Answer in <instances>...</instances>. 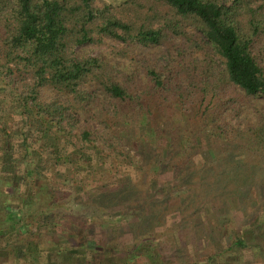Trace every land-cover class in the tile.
I'll return each mask as SVG.
<instances>
[{
    "label": "trees",
    "instance_id": "16d2710c",
    "mask_svg": "<svg viewBox=\"0 0 264 264\" xmlns=\"http://www.w3.org/2000/svg\"><path fill=\"white\" fill-rule=\"evenodd\" d=\"M107 40L125 68L78 51ZM255 98L264 0H0V264L264 263V208L223 247L187 258L166 253L165 232L139 215L196 181L182 175L183 148L174 183L157 188L136 132L164 133L158 115L197 110L219 139L264 160ZM205 186L214 200L217 180ZM91 199L109 212L73 210Z\"/></svg>",
    "mask_w": 264,
    "mask_h": 264
},
{
    "label": "rangeland",
    "instance_id": "374dc122",
    "mask_svg": "<svg viewBox=\"0 0 264 264\" xmlns=\"http://www.w3.org/2000/svg\"><path fill=\"white\" fill-rule=\"evenodd\" d=\"M120 45L107 40L102 45H87L78 51L102 57L125 68L127 62L111 56V51ZM137 51L140 55L159 56L161 50L154 48ZM252 103L264 112L263 98H255ZM253 120V115L249 116L248 123ZM207 122L208 120L199 118L197 110L194 114L184 115L168 111L157 116V124L164 129V133L136 130V138L142 141L140 152L143 161L153 167L159 166L154 180L157 188L166 183H174V173L170 167L179 160L181 150H186V156L182 160L183 162L186 159L182 175H195L193 181L196 182H192L189 187L184 185L179 191H170L174 197L168 203L151 208L150 211L148 208L139 214H144L143 219L151 217V234L157 232L159 236L165 232L166 238L163 237L161 245L168 246L166 253L172 251L180 254L181 251L186 258L188 252L194 256L211 247H223V244L229 243L230 233L243 229L251 217L261 213L264 208V160L258 156L251 158L247 152L236 146L237 142L219 139L218 132L207 126ZM169 128H172L171 131H168ZM216 180L218 189L215 190L217 194L212 200L213 191L208 192L205 184ZM146 181L144 177L139 178L140 185ZM144 196L145 193L141 191L134 201L142 203ZM98 205L95 199L83 204L72 203L73 210L77 213L101 215L109 212ZM258 232L260 230H254V234ZM117 233L114 232L115 241H119ZM174 235L184 237L187 240L186 246L181 247L182 242L174 240ZM132 236L131 233L122 236L121 245L130 246V241L135 240V236ZM167 236L170 237L169 240ZM258 262L254 261L252 264H261Z\"/></svg>",
    "mask_w": 264,
    "mask_h": 264
}]
</instances>
